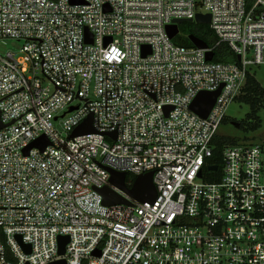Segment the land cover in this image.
Segmentation results:
<instances>
[{"label": "built area", "instance_id": "obj_1", "mask_svg": "<svg viewBox=\"0 0 264 264\" xmlns=\"http://www.w3.org/2000/svg\"><path fill=\"white\" fill-rule=\"evenodd\" d=\"M198 14L215 45L170 39ZM5 40L20 48L0 52V264H264V142L225 145L219 177L210 162L264 65V0H0ZM224 44L238 63L208 60ZM219 89L207 117L192 109ZM111 172L128 189L152 173L155 201Z\"/></svg>", "mask_w": 264, "mask_h": 264}, {"label": "water", "instance_id": "obj_2", "mask_svg": "<svg viewBox=\"0 0 264 264\" xmlns=\"http://www.w3.org/2000/svg\"><path fill=\"white\" fill-rule=\"evenodd\" d=\"M211 22V17L210 15H202L198 14L196 17V23L197 24H209ZM183 20H178L175 21L173 25L167 27V33L170 37V39H174L178 34H179V24H183ZM190 41L192 42L193 45L206 49L208 48V45L198 39L195 36H190L189 37ZM214 58V53H208V60L212 61ZM238 61L241 60L240 57L237 58ZM221 89L217 90L216 92H203L200 93L195 101L192 104V109L198 113L202 117H207L209 112L211 111L217 96L220 94ZM93 117L90 116L84 123H82L81 126H79L71 135V137H76L80 136L83 134H88L94 132L93 126ZM111 136L115 137V133L111 134ZM47 145V140L45 137L40 138L36 142H34L30 148L32 147H38L41 148L42 150L45 148ZM29 148V149H30ZM210 170H217L216 166H211L209 168ZM112 178L111 181L119 188L125 190L127 193H129L131 196L134 198L145 202V201H155L157 197V191L156 188L153 184V174L148 173L143 176H140L136 179L134 186L131 189H128L125 185L126 181V176L125 174H118L116 172H111ZM99 193L103 196L104 203L106 205H114V204H120L126 203V200L114 193L110 189H101L99 190ZM19 241H21V238H18ZM68 237H61L59 239V246H60V254L63 255L65 254V246L68 242ZM29 251V250H28ZM54 264H65V261H59Z\"/></svg>", "mask_w": 264, "mask_h": 264}, {"label": "trees", "instance_id": "obj_3", "mask_svg": "<svg viewBox=\"0 0 264 264\" xmlns=\"http://www.w3.org/2000/svg\"><path fill=\"white\" fill-rule=\"evenodd\" d=\"M180 32H184L186 36L178 35L174 38V42L183 46H193L190 41V36H195L198 39L204 41L209 47L215 45L217 37L211 30L209 24H197L192 22H184L179 26ZM215 56L213 62L223 63H238L237 56L229 49L227 45H221L214 50ZM245 102L250 107V112L247 114L246 120L237 123V125L243 128L245 131H256L261 127V117L259 112L264 108V88L250 72L247 75V83L245 86L244 94L239 99ZM239 140L224 139L221 137L216 138L217 149L214 156L211 158V164L218 167V176L221 173L222 161V150L227 144H235Z\"/></svg>", "mask_w": 264, "mask_h": 264}, {"label": "rangeland", "instance_id": "obj_4", "mask_svg": "<svg viewBox=\"0 0 264 264\" xmlns=\"http://www.w3.org/2000/svg\"><path fill=\"white\" fill-rule=\"evenodd\" d=\"M181 36H186L184 32H180ZM20 48V43L13 40H5L0 42V52L6 53L9 51L17 52ZM249 72L255 76L259 83L264 88V65L250 66ZM250 112V107L241 100H236L227 109L226 120L218 129V137L228 138L239 141L264 142V108L259 112L262 123L261 127L256 131H245L239 127L237 123L246 120L247 114Z\"/></svg>", "mask_w": 264, "mask_h": 264}]
</instances>
